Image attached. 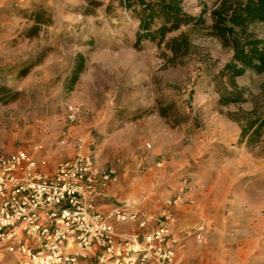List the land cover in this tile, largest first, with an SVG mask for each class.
I'll return each instance as SVG.
<instances>
[{
	"label": "rangeland",
	"instance_id": "1",
	"mask_svg": "<svg viewBox=\"0 0 264 264\" xmlns=\"http://www.w3.org/2000/svg\"><path fill=\"white\" fill-rule=\"evenodd\" d=\"M182 4L204 23L175 65L164 45L135 43L138 20L119 0H0V152L23 149L54 166L82 140L113 171L111 199L147 226L173 211L183 264H264V131L240 138L264 74L236 78L245 102L220 104L231 51L211 30L216 0ZM248 32L264 46V24Z\"/></svg>",
	"mask_w": 264,
	"mask_h": 264
},
{
	"label": "built area",
	"instance_id": "2",
	"mask_svg": "<svg viewBox=\"0 0 264 264\" xmlns=\"http://www.w3.org/2000/svg\"><path fill=\"white\" fill-rule=\"evenodd\" d=\"M77 113L67 107L69 121ZM83 147L78 140L75 155L54 166L23 149L0 152V264H173V211L158 217L136 250L119 244V225L143 231L148 218L108 199L113 171L97 167Z\"/></svg>",
	"mask_w": 264,
	"mask_h": 264
},
{
	"label": "trees",
	"instance_id": "3",
	"mask_svg": "<svg viewBox=\"0 0 264 264\" xmlns=\"http://www.w3.org/2000/svg\"><path fill=\"white\" fill-rule=\"evenodd\" d=\"M119 6L125 11L136 15L138 28L135 33L136 44L142 42L164 45L173 64H182L191 54L192 30L204 23L203 14L191 16L184 9L182 0H119ZM214 35L222 45L231 51V58L220 72L219 78H225L226 87L219 88V103H243V90L235 84V79L243 76L247 71L264 74V46L262 41L248 32V26L253 23L264 24V0H216L211 11ZM178 35H167L180 31ZM77 67L73 73V81L79 71ZM222 82V81H221ZM261 101L253 99V109L243 113L240 138L249 137L251 141L259 138L264 131V95Z\"/></svg>",
	"mask_w": 264,
	"mask_h": 264
},
{
	"label": "crops",
	"instance_id": "4",
	"mask_svg": "<svg viewBox=\"0 0 264 264\" xmlns=\"http://www.w3.org/2000/svg\"><path fill=\"white\" fill-rule=\"evenodd\" d=\"M113 186L110 185L108 190H107V195H108V199L110 201H114L113 199H111V192L113 191ZM153 226H151L150 224L148 226H146L145 230L141 231V235H136L135 233V227L131 224H127V225H119L117 227V242H119V244H123L125 241H128L129 243H131L133 246L138 245L141 243V239L143 235L149 233L152 230ZM139 237V239H137ZM177 247H176V257L174 260L173 264H183L181 262V260L183 259V257L181 256V254H183L184 249H183V241L181 240L180 236L177 235ZM178 251V252H177ZM189 256V255H187ZM190 264V263H189Z\"/></svg>",
	"mask_w": 264,
	"mask_h": 264
}]
</instances>
